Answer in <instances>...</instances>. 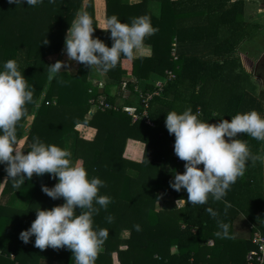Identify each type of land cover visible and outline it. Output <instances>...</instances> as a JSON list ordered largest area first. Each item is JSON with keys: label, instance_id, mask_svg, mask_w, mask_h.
Listing matches in <instances>:
<instances>
[{"label": "trees", "instance_id": "16d2710c", "mask_svg": "<svg viewBox=\"0 0 264 264\" xmlns=\"http://www.w3.org/2000/svg\"><path fill=\"white\" fill-rule=\"evenodd\" d=\"M83 1L43 0L41 4L28 6L26 0L21 5L0 0V66L8 59L17 60L19 70L33 89V103L27 105V113L17 125L18 143L26 117L44 94L22 150H29L33 137L46 144L71 149L74 163L85 167L90 177L105 182L100 194L109 196L111 203L93 219L94 227L107 229L109 236L96 264H114V253H117L120 264H247L249 252L257 249L253 242V234L259 230L256 229L255 215L257 211L264 214V193L257 184L246 181L245 173L224 198L230 207H226L223 201L209 198L206 205L186 202L179 209L156 208L162 194L170 193L174 198L186 201L188 195L183 189L177 192L170 187L172 173H183L185 168L172 155L171 145L175 137L168 133L165 126L167 113L163 114L162 108L165 106L167 112H182L191 107L194 113L199 110L200 119L214 124L221 119L230 121L231 116L251 111L256 104L251 97L246 110L241 111L240 106L224 112L216 107L208 88L210 77L217 69L229 73L236 66L237 59L230 58V55L244 39L252 37L243 27L244 1L157 0L162 6L161 17L157 18L148 8L149 0L135 4L125 0H106L107 17L115 15L122 22H130L133 17L147 15L158 28L145 41L152 45V55L122 58L115 68L106 72L110 83L122 84L124 74H132L138 79H148L153 73L165 76L166 70H173L176 74L162 94L152 100L151 117L155 126L142 120L132 121L127 111L134 108L139 112V102L137 107L135 103L126 102L118 104V110L97 109L90 116V98L102 97L115 103L113 96L100 92V86L92 82L90 66L80 63L76 73L49 72L48 66L52 64L47 56L59 53L64 47L67 31ZM84 12L94 21L93 36L111 47L110 32L99 29L92 0ZM45 39L46 44L43 43ZM174 47L177 57L173 54ZM204 50L211 55L202 58L200 53ZM50 75L52 79H49ZM155 81L142 88L153 90ZM131 88L136 92L133 86ZM159 104L161 107L157 108ZM78 124L96 128L95 138L81 137L76 128ZM241 137L253 154L264 152L262 141L238 133L237 138ZM131 144L141 145V161L126 154L127 146ZM162 164H171V170L163 168ZM247 165L262 163L256 161ZM5 168L6 165L0 164V183ZM251 172H255L256 179L257 167ZM57 182L58 179L47 174L43 185L53 187ZM43 185L39 184L36 174L18 189L7 179L2 195L8 196L9 200L20 197L25 204L0 200V264H40L42 259L75 264L72 252L66 247L41 250L35 247L34 236L27 244L19 238L20 232L30 228L36 219V210L51 209L64 203L63 198L53 200L45 194ZM207 207L216 211L218 216L213 218L205 211ZM240 212L257 225L247 239H235L232 235L233 222ZM108 216L113 217L111 223ZM217 220L229 223L231 238L215 235ZM134 225H139L140 231ZM124 230L130 231L128 238L122 236ZM210 239L214 241L213 245L209 244Z\"/></svg>", "mask_w": 264, "mask_h": 264}, {"label": "clouds", "instance_id": "9594fccd", "mask_svg": "<svg viewBox=\"0 0 264 264\" xmlns=\"http://www.w3.org/2000/svg\"><path fill=\"white\" fill-rule=\"evenodd\" d=\"M24 2L9 0L16 5ZM26 3L36 6L43 0H26ZM95 28L88 13H78L67 31L64 51L69 60L100 72L115 68L122 58H136L145 50L146 39L158 31L147 15L133 17L130 22H122L112 15L106 18L103 28L110 32L113 41L108 47L93 36ZM43 43L48 41L45 39ZM64 66V62L57 61L48 66L49 72L59 74ZM52 78L50 75L49 79ZM31 103L32 87L19 70L17 60L8 59L0 66V164L6 165L7 179L17 189L34 174H50L58 182L53 187L43 185L42 191L53 200H64L63 204L51 209L36 210V219L30 228L20 232L19 238L27 244L34 236V245L41 250L66 247L72 252L75 264H96L109 236L107 229L94 227L93 219L111 203L109 196L100 194L105 182L90 177L85 167L72 161V154L66 148L46 144L38 137L32 138L27 152L18 147L17 125ZM165 126L175 137V155L185 161L183 173H172L170 187L177 192L185 190L188 194L186 202L191 205H206L211 198L230 207L224 198L237 179L244 175L247 164L264 163V155L253 154L247 142L237 138L238 133H245L264 141V116L256 110L237 113L230 121L221 119L210 124L199 118V110L194 113L188 107L182 112H167ZM205 211L213 218L218 216L211 207ZM107 220L111 223L113 217L108 216ZM134 227L140 231L139 225ZM217 228L215 235L218 238H231L229 223L217 220Z\"/></svg>", "mask_w": 264, "mask_h": 264}, {"label": "crops", "instance_id": "0c3cea01", "mask_svg": "<svg viewBox=\"0 0 264 264\" xmlns=\"http://www.w3.org/2000/svg\"><path fill=\"white\" fill-rule=\"evenodd\" d=\"M90 0H84L82 3V7L80 8L79 13H82L85 11V8L87 7V4ZM93 4H94V10H95V19L97 21L98 27L101 30H104L103 28L105 27V21L107 18V4H106V0H92ZM126 2H129L131 4H135V3H140L142 0H125ZM236 0H232V2H234ZM244 1V15H243V27H245V31L250 32V30L257 26L256 29L259 30L261 28L260 25H263L262 23H260L259 19L262 18L264 16V1L263 0H243ZM161 2L157 1V0H149L148 1V8L151 10L152 14L154 16H156L157 18L161 17ZM257 13V14H254ZM255 24V26H254ZM213 26V25H212ZM215 29V28H214ZM220 30H221V26H220ZM105 31V30H104ZM215 31V30H214ZM108 32V31H106ZM221 35V33L219 34ZM219 38L218 37V42H219ZM249 40H252V37ZM214 41V39H213ZM247 41V39H244L241 42V46L243 45V43ZM146 48L145 50H143L142 52H140L137 56H151L152 55V45L146 43ZM65 45L62 48V50L59 53L56 54H51L49 56H47V60H49V62L51 64H54L57 61H62L64 62V67L61 69V71H68L70 73H76V71L79 68L80 63L76 62V61H72L69 60V58L67 57L66 52L64 51ZM238 49V48H237ZM237 52V51H236ZM200 55L202 56V58H207L208 55L210 56L211 54L206 50L202 51L200 53ZM212 56H214V53L212 54ZM237 59V57H235ZM238 62V61H237ZM243 62V66H245V69L247 67V63H245V61L242 59ZM240 67L239 63H237V67ZM162 76L158 73H153L148 79H138L137 77H135L132 74H124L123 78H122V84H117V83H113L111 84L109 81V76L106 72H100L97 71L95 68L91 69L90 68V78L92 80V82H94L95 84L100 86V92H108L111 96H113L115 98V103L119 104V105H124L126 102H130V103H135L138 104L139 102V97L136 94V92H134V90L131 88L132 86L134 87V82L133 80L137 79L138 80V84L140 86H145V84L147 83H151L152 81H155L156 79L161 78ZM127 81L128 82V86L123 85V82ZM132 85V86H131ZM131 86V87H130ZM44 98V94L41 96L40 100L38 101L37 105L33 108V111L30 115H28L22 125V136L19 140L18 143V147H20L21 149L23 148V146L26 144L27 141V137L31 131V128L33 126V122L35 120L36 114L38 112V109L41 105V102L43 101ZM163 106V105H162ZM137 107V105H136ZM161 107V105L159 104L157 106V108ZM162 113L166 114V107L164 106L162 108ZM94 114V113H93ZM92 114V115H93ZM78 131L80 132L81 137L87 139V140H93L96 136L97 133V129L92 127V126H88L86 124H78L77 127ZM141 145L139 144H131L127 146V151L126 154L134 159H136V161H141L142 155H143V150L140 147ZM262 146H264V141H262ZM72 154L71 159L74 162L75 160V156L73 155L72 150H69ZM264 155V152L263 154ZM163 168L167 169V170H171V164H162ZM199 167L202 169L203 165H199ZM259 170V172H257V178H254V173L251 172V170ZM7 172H5L1 183H0V200L2 202H10V203H14V204H20L21 202H24L25 200L14 196L11 197L10 200L8 199V196H4L2 195L4 186L6 184L7 181ZM245 179L246 181L249 180L251 181L253 184H257L256 186H259L261 188V190H263L264 193V165H247L246 166V171H245ZM239 181V178L237 179ZM177 202V203H176ZM25 204V202L23 203ZM186 205V200L185 199H176L173 197L172 194L170 193H165L162 194V196L160 197L159 201L156 204V208L158 210H171V209H179L182 208ZM263 210H264V206H263ZM256 220L255 222L257 223L258 227L256 229H259L261 231L264 232V214L261 213L260 211L256 212ZM256 223L254 224L250 218L244 213V212H240V214L235 218L234 222H233V226H232V235L235 239H247L249 238L252 233L251 230L253 229L254 226H257ZM194 231H196V228H194ZM122 236L124 238H128L130 236V231L129 230H124L122 233ZM214 241L212 239H210L209 244L213 245ZM175 248H173L174 250ZM113 263L114 264H120V261L118 260V255L117 253L113 254ZM40 264H64V262H61L59 260H49V259H42L40 261Z\"/></svg>", "mask_w": 264, "mask_h": 264}, {"label": "rangeland", "instance_id": "374dc122", "mask_svg": "<svg viewBox=\"0 0 264 264\" xmlns=\"http://www.w3.org/2000/svg\"><path fill=\"white\" fill-rule=\"evenodd\" d=\"M259 20L263 25L257 30L254 24L255 27L250 30L252 40L244 41L236 49L237 52L233 51L230 55L232 59L237 57L236 66L229 73L217 69L220 73L216 72L208 82L210 98L224 112L240 106L241 111L246 110L251 103L250 98L253 97L256 104L252 110L264 116V16ZM242 59L247 63L246 69ZM237 63L240 67H237ZM259 154L262 155L263 152L260 151Z\"/></svg>", "mask_w": 264, "mask_h": 264}, {"label": "built area", "instance_id": "2783aa9c", "mask_svg": "<svg viewBox=\"0 0 264 264\" xmlns=\"http://www.w3.org/2000/svg\"><path fill=\"white\" fill-rule=\"evenodd\" d=\"M173 54L175 57L176 55V47L173 48ZM176 78V74L173 70H166L165 76L157 79L154 82V89L148 90L142 88L138 84V80H133L134 89L138 93L139 97V106L140 111H136L134 108L128 109L127 113L131 116L132 121L136 122L139 120L144 121L146 124L150 126H155V122L151 117V104L154 97L159 96L164 91L165 86L168 82L173 81ZM123 85L128 86V82L124 81ZM92 90H90L91 92ZM92 104V109L90 110V116L95 112L97 109L101 110H118L119 105L116 103H112L107 101L105 98L99 97H92L89 101ZM172 148V155L176 158L177 163L185 164V161L179 159L174 153V144L171 145ZM253 242L257 246L256 250L249 252L247 258V264H264V232L261 230H256L253 234Z\"/></svg>", "mask_w": 264, "mask_h": 264}, {"label": "water", "instance_id": "95a60500", "mask_svg": "<svg viewBox=\"0 0 264 264\" xmlns=\"http://www.w3.org/2000/svg\"><path fill=\"white\" fill-rule=\"evenodd\" d=\"M37 177H38V182H39L40 185H43V184L46 183L47 173L37 175Z\"/></svg>", "mask_w": 264, "mask_h": 264}]
</instances>
